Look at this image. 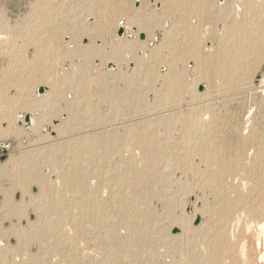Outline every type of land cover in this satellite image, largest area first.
Returning a JSON list of instances; mask_svg holds the SVG:
<instances>
[{
  "label": "rangeland",
  "instance_id": "374dc122",
  "mask_svg": "<svg viewBox=\"0 0 264 264\" xmlns=\"http://www.w3.org/2000/svg\"><path fill=\"white\" fill-rule=\"evenodd\" d=\"M249 1L253 7L239 13L235 6L246 0L209 4L197 33L198 68L191 67L192 57H181L174 69L182 80L169 88L162 75L166 64L149 61L140 66L135 59H150L143 49L159 43L165 18L148 38L145 31L134 38L136 28L128 22L131 13L159 14L161 2L0 0V82L10 83L0 90V129L8 126L5 104L12 106L9 120L18 129V136L0 137V143L8 145L0 160V264H207L198 258L197 250L205 247L217 254L219 242L196 230L201 220L194 226L192 217L187 232L173 222V216L189 218L194 210L209 208L216 201L214 187L197 170L177 167L168 159L171 153L190 148L198 170L215 168L212 160L206 163L201 156L223 147L219 160L225 174L255 202L249 197L251 188L258 180L264 182V0ZM120 22L129 31L121 37L117 35ZM242 24L254 31L242 34V45L224 69L223 41L230 33L232 38L238 36L228 31ZM171 25L172 17L167 28ZM78 26L90 33L73 32ZM140 33L146 35L144 40ZM173 36L172 46L161 47L165 58L171 49L176 53L196 44L186 32ZM128 43L135 44L131 53L121 51L115 60L106 59L111 46ZM108 62L116 66L107 68ZM154 69L162 76L149 77ZM199 85H204L203 91ZM40 86L46 87L42 94L37 92ZM169 89L173 92L166 95ZM194 110L201 119L195 124L196 132L203 142L211 138L208 149L199 138L191 140L183 134L179 120H191ZM25 112L34 118L35 126L18 123L22 118L18 115ZM164 115H170L169 129L161 119ZM147 136L157 146L145 148ZM16 177L25 179L23 188L16 186ZM123 177L134 182L125 183ZM175 227L180 231L171 234ZM16 229H22L23 235Z\"/></svg>",
  "mask_w": 264,
  "mask_h": 264
},
{
  "label": "bare ground",
  "instance_id": "6f19581e",
  "mask_svg": "<svg viewBox=\"0 0 264 264\" xmlns=\"http://www.w3.org/2000/svg\"><path fill=\"white\" fill-rule=\"evenodd\" d=\"M154 0H151L153 2ZM162 3V9L159 11V14L151 12H147L146 14L142 15V17L136 16V14L131 13V16L129 17V24L135 26V30L132 32L133 37L136 38L139 32L145 31L147 34V38L152 36L154 31L159 27V22L161 18H165L163 26L165 29H161L163 31L162 38L160 39L159 43H155L156 45L153 47H150L148 49H143L144 52H149V57L150 59H145V57L140 58H135L136 63L140 64V66L148 65L147 63L149 61L158 63V64H166V72L163 73L162 75L165 76V83L169 88H172L174 84L173 82L176 83V80L179 79L181 76L177 70H175V65L176 61L181 59L184 55L187 57H192L194 59L193 62H195L191 67L192 68H198V62L201 61V54L199 50V44L197 41V37L199 36L198 32H200L201 26V20L200 17L207 11L208 8H210L209 4L213 0H157ZM219 3H222L218 1ZM253 2H250L249 0H246L244 6L242 5H236L235 10L236 12L241 11L244 9H251L253 6ZM111 5V4H110ZM137 6V5H136ZM222 6V5H221ZM254 9V8H253ZM91 12V10H89ZM208 12V11H207ZM206 12V13H207ZM206 13L204 15H206ZM239 13V12H238ZM237 14V13H235ZM172 17L173 20V25L168 29V18ZM204 19V18H203ZM237 19V18H236ZM163 20V19H162ZM240 21V20H239ZM127 22V23H128ZM124 22H120L119 26L122 25ZM181 24L179 28H177V25ZM203 24V23H202ZM228 25V24H227ZM124 30L126 32L128 31L127 26L124 24L122 25ZM229 26V25H228ZM248 26H245V24L239 25L236 30L230 29L228 32H238V36L233 37L231 36V33L229 34V37L223 41L222 49H220V56L222 58V66L224 69L227 67L224 65V63H228L233 61V53H237L239 47L242 45V40H243V35L245 32H253L254 30L251 29ZM73 32H77L78 34L84 35V34H89V30L84 27V26H78L77 31L76 29H73ZM70 32V31H69ZM174 32H186V36L194 39V45H191L187 48L175 50L176 53H172V49L169 51V55L166 56L167 58L164 57V55L161 53V49L163 46H172L173 45V34ZM188 32H190L188 34ZM198 33V34H197ZM72 34V32H71ZM127 34V33H126ZM183 34V33H182ZM243 34V35H242ZM80 35V36H81ZM95 35V34H94ZM33 36V35H32ZM77 35L75 34L72 35V42L75 44V37ZM87 36V35H86ZM185 36V35H184ZM7 37V36H6ZM19 38V37H18ZM155 38V34L153 36V40ZM191 39V40H192ZM36 40V39H35ZM78 40V39H77ZM175 40V39H174ZM199 40V37H198ZM29 41V40H28ZM75 41V42H74ZM189 41V40H188ZM36 43V42H35ZM44 45V44H43ZM133 45V44H131ZM129 43L125 44L124 46H120L119 48H115L111 46L110 52L107 53L106 59H114L116 53H120L121 51H125L127 53H131L133 50V47ZM136 45L139 47H143L144 45L142 43L136 42ZM78 46V45H77ZM76 46V47H77ZM187 46V45H186ZM11 47V46H10ZM46 47V46H45ZM79 47V46H78ZM162 47V48H161ZM15 48V47H14ZM181 48V47H180ZM37 50L39 48L36 47ZM42 49V48H41ZM90 49V48H89ZM43 50V49H42ZM41 50V51H42ZM77 50V48H76ZM183 50V51H182ZM203 50V49H202ZM44 51V50H43ZM80 51V50H79ZM48 52V51H47ZM94 52V51H93ZM121 52V53H122ZM143 52V54H144ZM15 53V52H14ZM43 53V52H42ZM64 53V52H63ZM76 53V52H75ZM84 53V52H83ZM207 53V52H206ZM37 54V53H36ZM67 54V53H66ZM91 54V53H89ZM211 54V53H210ZM72 55V54H71ZM83 55V54H82ZM101 55V53L99 54ZM5 56V55H4ZM104 56V54L102 55ZM46 57V55H45ZM14 58V57H13ZM102 58V57H101ZM133 58V57H132ZM131 58V59H132ZM184 58V57H183ZM207 59V58H206ZM115 60V59H114ZM180 61V60H179ZM221 61V60H220ZM136 64V65H137ZM150 66V64H149ZM160 66V65H159ZM84 67V65H83ZM11 68V67H10ZM82 68V67H81ZM85 68V67H84ZM220 68V67H219ZM86 70V69H85ZM26 71V70H25ZM225 70L224 72H226ZM84 72V71H83ZM79 73V72H78ZM86 74V71H85ZM160 75L155 69L150 73H148L149 77L151 75ZM1 75V74H0ZM194 75V74H193ZM6 77V76H5ZM4 76H1L2 79L5 78ZM19 77V76H18ZM88 77V76H87ZM17 78V77H16ZM75 78V77H74ZM90 79V78H89ZM181 79V78H180ZM179 79V80H180ZM182 80V79H181ZM178 81V80H177ZM9 83V81L4 79V81L0 82V90L3 92L6 89V83ZM13 82V81H12ZM179 83V82H178ZM176 83V85L178 84ZM10 84V83H9ZM9 84L7 87H9ZM17 84H15L16 86ZM5 86V87H4ZM166 86V87H167ZM177 87V86H176ZM5 88V89H4ZM25 88V87H24ZM26 90V89H25ZM172 89H169L166 91V95H169V93H172ZM176 91V90H175ZM179 91V90H178ZM8 92V91H7ZM177 92V91H176ZM175 93V92H174ZM180 93V92H179ZM17 94V93H16ZM57 94V93H56ZM5 94L3 93L2 96L4 99L7 97L4 96ZM175 95V94H174ZM11 97V96H10ZM172 97V96H171ZM17 98V97H16ZM175 98V97H174ZM173 98V99H174ZM1 100V99H0ZM3 100V98H2ZM17 100V99H16ZM19 100V99H18ZM192 100V99H191ZM6 101V100H5ZM190 101V100H189ZM8 103V102H7ZM18 103V102H17ZM28 103V102H27ZM9 104V103H8ZM11 105V104H9ZM187 105V104H185ZM7 107V112L3 114V117L8 120V126L5 129H0V137H8L12 135H16L18 133V129L14 128L11 124V121L9 120V115L10 111H12V106H6ZM26 106V105H25ZM31 107H35V105H29ZM27 108V107H25ZM26 113V112H25ZM191 115L189 116V119L191 120H186V118H181L179 120L181 122V127H183V134L187 135L189 139L192 140V138H199V141L202 140V138L198 135L199 133L196 132L195 130V124L196 122L200 119V116L198 115V110H194L190 112ZM44 114V113H43ZM23 115H18V117H22ZM2 116V115H1ZM33 116V115H32ZM22 118L20 119L22 121ZM18 119V118H17ZM164 120L165 125L168 127L171 125L170 122V115H164L162 118ZM169 119V121H167ZM19 120V119H18ZM42 120V116L37 117L36 121L39 122ZM201 120V119H200ZM2 122V121H1ZM0 122V123H1ZM34 118H30V124L34 125ZM7 125V124H6ZM14 125V123H13ZM35 126V125H34ZM138 126V125H137ZM171 127V126H170ZM18 128V127H17ZM54 130V129H52ZM169 131V130H168ZM137 132V131H136ZM20 134V132H19ZM62 134V133H61ZM21 135V134H20ZM106 135V134H105ZM135 136L138 134H134ZM144 135V134H143ZM18 136V134H17ZM146 136V135H145ZM144 136V137H145ZM16 137V136H15ZM19 138V137H18ZM152 136H147L145 141H143V144L145 148L151 147V146H157L156 142L152 140ZM185 138V136H184ZM208 138V137H207ZM187 139V138H186ZM211 139V138H210ZM210 139H205L204 142L202 140V143H205V147L208 149L212 147V144L210 143ZM1 140V139H0ZM138 140V139H137ZM139 140H142L139 138ZM109 141V140H108ZM176 141V140H175ZM217 141V140H216ZM142 142V141H141ZM189 142V141H188ZM196 142V141H194ZM27 144V143H26ZM120 144V143H119ZM188 145V144H187ZM18 146V145H17ZM58 147V146H57ZM143 147V148H144ZM190 147V146H189ZM188 147V148H189ZM215 147V146H214ZM223 149V147H220ZM217 147L214 148L213 151L206 152V154H202L201 158L205 161H208L206 163H209V160L211 161V164L215 166L210 167L206 166L203 170H198L195 166L193 161H191V151L190 148L187 151H183L184 153L178 154V153H171L169 155L168 161L166 162L170 163L173 162L175 166L177 167H182L183 169H194L197 170L196 173L199 172L200 176L204 181H208L211 183V186L214 187L216 191V201L212 203V205L207 208V207H202L200 210H194L191 216L188 218L186 214H181L177 217L173 216V222L177 223L180 225L183 229V231H188L190 227V219L192 217L199 216L201 223L199 227H197L199 232H202L203 234H208L212 238H215L219 242V249L217 254H216V248L213 245L215 253L212 252L211 249L209 248H200L197 250V256L201 260H207V264H219V260L221 261L220 264H264V182L263 181H256L254 186L251 188V194L249 195L254 197L255 202H252L248 200V196L246 197L245 195L242 194L240 187L238 186V183L235 182V179H229L230 177L226 175L223 163L219 160L220 157H222V150ZM260 148V147H259ZM162 149L160 147L158 152ZM56 151V150H55ZM66 151V149H65ZM151 151L150 148L146 151L149 152ZM206 151V150H205ZM208 151V150H207ZM215 151V152H214ZM224 151V149H223ZM58 152V151H57ZM81 152V151H80ZM23 154V153H22ZM53 154V153H52ZM50 155V154H49ZM155 155V154H154ZM205 155L206 158H203ZM34 156V155H33ZM38 156V155H37ZM40 156V155H39ZM38 156V157H39ZM37 157V158H38ZM57 157V156H56ZM165 157V156H162ZM162 157H154V158H162ZM168 157V156H167ZM19 158V157H18ZM25 158V157H24ZM41 158V157H40ZM224 158V157H223ZM16 159V158H15ZM23 159V158H22ZM36 159V158H35ZM42 159V158H41ZM40 159V160H41ZM164 159V158H162ZM26 160V159H25ZM31 160V159H30ZM29 160V161H30ZM52 160V159H51ZM23 162V161H22ZM36 162V161H35ZM34 162V163H35ZM21 163V162H20ZM37 163V162H36ZM58 163V162H57ZM236 163V162H235ZM169 165V164H168ZM172 165V164H171ZM36 166V165H35ZM76 166V165H75ZM174 166V165H173ZM194 166V167H193ZM238 166V164H237ZM200 168V167H199ZM213 168V169H212ZM27 169V168H26ZM179 169V168H178ZM26 171V170H25ZM151 171V170H150ZM191 171V170H189ZM143 172V171H142ZM27 174V173H26ZM14 175V174H13ZM19 175V174H17ZM24 174L22 173V176ZM30 175V174H29ZM39 175V174H38ZM16 176V175H15ZM137 176V175H136ZM141 176V175H140ZM25 177V176H23ZM196 177V176H195ZM140 178V177H139ZM20 179V178H19ZM28 179V178H26ZM16 186L19 188H23L24 185V180H18L16 177ZM28 181V180H27ZM26 181V182H27ZM123 181L126 183V181H131L129 178H124ZM123 182V184H124ZM132 182V181H131ZM134 182V181H133ZM132 182V183H133ZM136 183V182H135ZM122 184V183H121ZM131 184V183H130ZM240 184V183H239ZM41 185V184H40ZM243 185V184H242ZM15 186V187H16ZM17 187V189H18ZM27 189V188H26ZM21 190V189H20ZM28 191V190H27ZM24 193V190L22 191ZM47 194V193H46ZM24 195V194H23ZM44 196V195H43ZM36 199V198H35ZM34 199V200H35ZM36 203V202H35ZM33 204V203H32ZM122 204V203H121ZM41 205V204H40ZM98 205V204H97ZM96 205V206H97ZM35 207V206H34ZM39 207V206H38ZM47 207V206H46ZM200 208V207H199ZM55 209V208H54ZM167 209V208H166ZM195 209V208H194ZM200 211V212H199ZM38 219V218H37ZM193 219V218H192ZM50 221V220H49ZM44 224V222H43ZM71 224V223H70ZM49 225V224H48ZM101 226V225H100ZM42 227V226H41ZM48 227V226H47ZM39 228V227H38ZM37 228V229H38ZM46 228V227H45ZM137 228V227H136ZM47 229V228H46ZM192 229V228H191ZM195 229V228H194ZM59 230V229H58ZM16 231L19 232V234H22V229H16ZM25 231V229H24ZM32 230H30L31 232ZM13 232V231H12ZM30 232L28 236L31 237ZM33 232V231H32ZM76 232V231H75ZM197 232V234L199 233ZM16 233V232H15ZM35 233V232H34ZM190 233V232H189ZM18 234V233H17ZM62 234V233H61ZM185 233H183L184 235ZM196 234V233H195ZM13 235V234H12ZM23 235V234H22ZM7 236V235H6ZM27 236V234H26ZM37 236V234H36ZM35 236V237H36ZM195 236V235H193ZM198 236V235H197ZM203 236V235H199ZM205 236V235H204ZM19 237V236H18ZM25 238V234L23 236ZM22 237V238H23ZM34 238V236H32ZM31 237V238H32ZM39 238V236H37ZM186 237V236H184ZM190 237V236H189ZM206 237V236H205ZM204 237V238H205ZM21 238V237H20ZM32 238V239H33ZM49 238V237H48ZM196 238V237H195ZM199 238V237H198ZM201 238V237H200ZM203 238V239H204ZM27 239V238H26ZM31 239V240H32ZM70 243H74V239L71 237L68 238ZM103 239V238H102ZM183 239V238H182ZM188 239V238H187ZM185 239V240H187ZM191 239V238H190ZM194 239V238H193ZM202 239V240H203ZM23 240V239H22ZM30 238L28 239L29 242ZM38 240V239H37ZM40 240V239H39ZM184 240V239H183ZM195 240V239H194ZM202 240H199L202 242ZM213 240V239H212ZM215 240H213L215 242ZM68 241V240H67ZM196 241V240H195ZM198 241V239H197ZM204 241V240H203ZM207 241V240H206ZM205 241V242H206ZM210 240L207 241L209 243ZM27 242V240L25 241ZM25 242H22L25 244ZM103 242V241H102ZM187 242V241H186ZM201 242H197L200 243ZM204 242V243H205ZM211 242V241H210ZM246 242V245H245ZM185 243V242H184ZM213 243V242H211ZM238 244H241V247L239 249H236V246ZM202 245V244H201ZM208 246V245H207ZM206 246V247H207ZM210 246V245H209ZM53 248V247H52ZM199 248V247H198ZM211 248V247H210ZM241 248V249H240ZM243 248V249H242ZM70 249V248H69ZM116 250V249H115ZM76 252V251H75ZM78 252V251H77ZM87 252V251H86ZM116 254L119 255L117 250L115 251ZM122 252V250H121ZM194 253V252H193ZM65 254V253H64ZM95 254V253H94ZM122 254V253H121ZM92 255V254H91ZM95 257V256H94ZM70 259V258H69ZM19 260V259H18ZM46 260V259H45ZM34 260H32L33 262ZM36 261V260H35ZM46 262V261H45ZM80 262V261H79Z\"/></svg>",
  "mask_w": 264,
  "mask_h": 264
},
{
  "label": "water",
  "instance_id": "95a60500",
  "mask_svg": "<svg viewBox=\"0 0 264 264\" xmlns=\"http://www.w3.org/2000/svg\"><path fill=\"white\" fill-rule=\"evenodd\" d=\"M218 1L222 2V1H224V0H218ZM123 34H124V28H123L122 25H120V26H119V29H118V32H117V35H118L119 37H121ZM139 38H140L141 40H144V39L146 38V35H145L144 33H140V34H139ZM86 41H87V40H84L83 43H86ZM115 66H116V65H115L114 63H112V62H108V63L106 64V67H107V68H114ZM45 90H46V87H44V86H40V87H38L37 92H38L39 94H42V93H44ZM198 90H199V91H203V90H204V85H199ZM18 123H19L20 125L23 124L25 127H28V126L30 125V115L27 114V113H25V114L23 115V123H22L21 120H18ZM56 124H57V121L55 120V121H54V125H56ZM7 151H8V145L3 144V143H0V160H3V159L5 158V155H6ZM199 222H200V217L197 216V217H195V219H194V221H193V225L196 226V225L199 224ZM179 231H180V230H179L178 228H176V227H175V228H172V230H171V234H176V233H178Z\"/></svg>",
  "mask_w": 264,
  "mask_h": 264
}]
</instances>
